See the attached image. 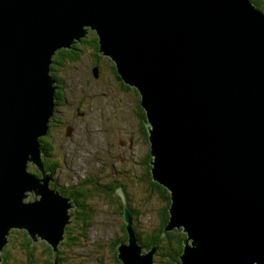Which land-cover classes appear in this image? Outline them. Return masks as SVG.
<instances>
[{"label": "water", "instance_id": "water-1", "mask_svg": "<svg viewBox=\"0 0 264 264\" xmlns=\"http://www.w3.org/2000/svg\"><path fill=\"white\" fill-rule=\"evenodd\" d=\"M92 29L138 91L152 178L169 192L163 234H186L175 264H264V12L252 0H0V252L13 228L55 253L64 239L75 205L50 187L38 139L52 58ZM123 219L121 263L157 264L126 205Z\"/></svg>", "mask_w": 264, "mask_h": 264}, {"label": "rangeland", "instance_id": "rangeland-1", "mask_svg": "<svg viewBox=\"0 0 264 264\" xmlns=\"http://www.w3.org/2000/svg\"><path fill=\"white\" fill-rule=\"evenodd\" d=\"M91 31L95 30L92 29ZM86 64L88 66V60L85 57H80L74 62L65 61L56 69V73L60 76L64 75V77L70 78L73 76L74 69L78 67V71L75 72L78 75V81L73 82L76 87L72 84L69 85L66 90L68 94L66 92L64 94L65 98L68 97L71 101L76 99L71 98L72 93L76 92L75 94L78 95L79 92L83 91L86 75L90 78V83L87 82V86L84 88L91 90L90 92L95 96H92L89 101L80 102L83 112L82 107L93 106L92 112H86L88 116L84 119L77 116L72 109L58 106L61 119H57L67 123L80 124L83 134H75L74 132L67 136L65 135V128L56 130L55 141L61 147L56 148L55 154L59 157L57 165L54 167V173L51 174V179L54 175L56 182L67 188L73 184L77 188L85 187L90 190L88 192L90 196L87 198L90 214L87 221L88 225H84L82 228L76 226V223L72 222V216L68 222L70 230L66 236L75 235L79 242L74 245L68 244V246L59 244L60 250L58 252L60 253L61 264H116L113 250L118 242L116 240L122 238L123 235L124 220H122L119 211L122 204L121 199L117 195L114 196V191L113 194L111 191H103V189L106 190L105 187L102 189L103 183L104 186L105 184L108 186L113 183V179L122 182L126 188V194L131 198L127 207L132 215H134V210L137 213V216L132 217L138 230L149 231L157 227L159 214L166 203L157 193L145 188L143 163L148 160L143 155L149 149V143L137 131L140 123L135 110V91L126 89L125 93L118 90V93L112 98L103 96V91L114 93L113 86L107 83L100 85L96 82L94 76L86 69ZM109 77L107 68H104L103 80H107ZM113 83L117 87L115 80ZM96 104L97 106H94ZM95 107L99 108L98 111ZM129 135H132V143L128 139ZM122 141L124 144L121 143ZM65 145L69 146V150L65 148ZM74 149L77 151H73ZM41 165L43 167V163ZM26 193L29 195L24 198L25 201L38 198L35 196V192L26 191ZM65 197L70 199L69 196ZM69 203L72 204L73 202L70 200ZM68 213L70 214L69 209ZM12 230L14 231L10 233L11 237L9 234L8 243L14 249L11 251V255H15V258L6 264H23L25 256L19 245L23 229L13 228ZM29 242L31 243L30 240ZM31 244L33 245V257L41 256L44 247L48 245L45 240H37ZM3 253L4 250L0 252L1 257ZM154 261L157 263L155 258ZM37 264H42V262L39 260ZM57 264H60L59 260H57Z\"/></svg>", "mask_w": 264, "mask_h": 264}, {"label": "trees", "instance_id": "trees-1", "mask_svg": "<svg viewBox=\"0 0 264 264\" xmlns=\"http://www.w3.org/2000/svg\"><path fill=\"white\" fill-rule=\"evenodd\" d=\"M252 2L256 5V7L258 9H260L261 11L264 12V1L263 0H252ZM87 34L85 36L81 37L79 40H77L74 43L75 45L72 44L73 49H75L76 47H79L82 50H85L86 45H93L95 47V50H96V48H98V50H99V44L97 42L98 41L97 35H96V37H90V39H87L88 38ZM68 49H70V48H63V49L57 50L55 52L53 58H52L53 63L51 64V75L54 79H56L60 76L59 74L56 73V69L60 66V64H61V62H63V60H65V59H71V60L77 59V57L72 56V54L70 53L71 50H68ZM116 73H117V76L120 78L118 72H116ZM120 80H121V78H120ZM122 88H123L122 89L123 92L126 93V88L130 89V88H134V87L126 86V84H125V86L122 85ZM134 91L136 93V103H135L136 104V106H135L136 114L141 120H143L144 119V110L140 106L139 96L137 94L136 89ZM55 95H56V91L54 90V96ZM144 138H146V137H144ZM38 140H39V143L42 145L43 148H44V146L47 147V144L51 145L50 143H52V139L49 138L48 135H43ZM143 157H145L148 160V161H146V163H143V165L145 167V172L143 174V180L145 181V188H146V190L154 191L159 196H161L162 200L166 204H165V207L163 206V208L161 209V212L159 214L160 215L159 216V224L157 225V227H155L149 231L138 230L136 227V224L133 222V217L137 216V213L135 212V210H134V215H132L133 217H132V226L131 227L133 228V231L135 232V235H136L138 242L140 244H144V245H147L149 247L157 246V249L155 252V257H154L155 260L157 261V263H159V264H175L178 262L179 256L182 253L183 240H184L186 234L181 229H173V230L168 231L165 234H163L164 226L167 225L168 219H169V214H168V206H169V202H170L169 192L163 185L159 184L157 181L153 180V178H152L151 165L149 163V160L151 159L149 149H147V152L143 155ZM56 165L57 164L52 165L51 163H49V165H47V169L54 172V166H56ZM31 173L34 174L33 171H31ZM50 186L52 188H54V190H57L58 192L63 194L64 196H71L72 195L73 200L76 201V203L77 202L79 203L77 209H75V207L71 208L72 214L74 215L72 222H74V224L76 223V226H79L81 228L84 225H88L87 221L90 218V214H89V209L87 206V204H88L87 198L90 196L88 193L90 190L86 189L85 187H78L77 188L76 186H72V184L70 186L71 188L67 189V188H65V186L58 184L56 182V178L52 179ZM104 187L106 188V190L103 189ZM102 189L105 192L111 191L112 194L114 191V194H115L114 196L117 195V197L121 199L122 207H120L119 211L121 213L122 220H124L123 219L124 206L125 205L127 206L128 202L130 203L131 198L129 195L126 194V188L123 186L122 182L118 181L117 179H113V183L109 184L108 186L106 184L104 186V183H103ZM68 190H70V192H68ZM125 198H126V200H125ZM124 222H123V226H122V232H123L122 238L116 240V241H118L117 242L118 244L117 243L115 244L114 250H113V257H114L116 264H122L121 261L117 258V252L118 251H117L116 246L119 245L121 242L126 243L127 237H128L126 224ZM68 224L66 225V229H65L66 232L64 235V239L62 241H60V243H59L62 246H68V244L74 245L77 242H79L78 237L75 235H68V237L66 236V233H68V231L70 230V226ZM17 230H19V229H17ZM13 231L14 230L11 229L10 233H12ZM21 234H22L21 235L22 237L20 238L19 245H20V248L22 250L23 255L25 256L23 264H37V262L39 260L42 262V264H54V262H55V255L54 254L55 253L53 252V249L49 244L46 247H44L41 256L38 255L36 257H33L34 252H33V245L31 243L32 242L35 243V241L28 235L26 230L23 229ZM9 237H11V234ZM29 240L31 241V243L29 242ZM6 243H8V241ZM59 244L57 246L56 258H57V260H59V262H61L60 261L61 258L59 255L60 253L58 252L60 250ZM4 246H5V249H3L4 253L2 255V261H0V264H6V262L11 261L15 258L14 257L15 255L14 256L11 255V251H14L12 245L10 243H8L7 245L5 244ZM142 251H144V249Z\"/></svg>", "mask_w": 264, "mask_h": 264}, {"label": "flooded vegetation", "instance_id": "flooded-vegetation-1", "mask_svg": "<svg viewBox=\"0 0 264 264\" xmlns=\"http://www.w3.org/2000/svg\"><path fill=\"white\" fill-rule=\"evenodd\" d=\"M87 36H88L87 39H90V37H96V34L94 31L90 30L89 33L87 34ZM68 50H71L70 53L72 54V56L77 57V59H75V60L65 59V60H63V62H61V64L64 63L65 61L74 62V61H77L80 57H85L89 62L88 66L86 64V69L89 71V73H91L92 76H94V78L96 79L95 81L98 82L100 85H105L106 83L111 84L113 86L112 88H114V90H115L114 93H106L103 91L102 92L103 96H110V98H112L115 94L118 93V90H121L123 92L122 85L125 86V83H123L122 82L123 80L121 79L122 80L121 81L120 78L117 76L115 64L111 60L110 57L100 53L98 48H96V50H95V47L93 45H86L85 50H82L79 47H76L75 49H73V47H71ZM61 64H60V66H61ZM93 68L96 69L95 72H94ZM104 68H107V70L110 74V77L107 80H103ZM76 71H78V67H76L74 69L73 76L70 77L71 79L68 76L64 77V75L56 78V83H55L56 95L54 96L55 107H54L53 116L50 119L49 131L47 134L48 137L52 139L53 144L52 143H50L51 145L47 144V147L44 146V148L40 144L41 149H42L41 155H42L43 171H48V172L50 171L51 174H53L54 172H52L51 170H48L47 165H49V163H51L52 165L57 164L59 155L55 154L56 148L61 147L60 145H57L56 141H55L56 140V136H55L56 130L58 128H65V135H67V136L72 135L74 132H75V134H78V133L83 134L82 129H80V126H79L80 124L78 125L75 122L67 123L66 121L63 122L62 120H59V119H61L60 118L61 112L58 111V109H59L58 106H60V107L65 106L66 108H70V110L72 109L74 111V113L77 114V116H81L80 118H83V119L88 116L86 114V112H92V108H93V106L89 107V108L82 107L84 109V112H83L81 107H80V106H82V105H80V102L89 101L91 99V97L94 96V94L92 92H90L91 90H87L84 88L85 86H87V82L90 83L89 82L90 78H88L87 75H86V79L84 81L83 91L81 93L79 92L78 95L75 94L76 92L72 93L71 98H76L74 101H71L68 97L65 98V96H64L65 92H66V94H68V92L66 90H67V87L69 85L72 84L74 87H76L75 84L73 83V82L78 81V75H76V73H75ZM113 80H115L117 82V87L113 83ZM126 86H128V85H126ZM74 87H72V88L74 89ZM130 89L135 90L134 88H130ZM137 93H138V91H137ZM139 102H140V98H139ZM94 106H97V104ZM95 109H96V111H98L99 108L95 107ZM57 118H59V119H57ZM57 121H60V122H57ZM145 121L146 120H145V113H144V119L141 120L139 118L140 124H139V128H137V131L139 133H141L143 135V137H146V139H147V128H146V122ZM128 139H129L130 143H132V135H129ZM76 143H77V141H76ZM121 143L124 144V141H122ZM65 148L69 150L68 145H65ZM73 151H77V150L74 149ZM33 172H34V174H36L38 176H41V174H42V172L39 171L37 167H35V171H33ZM53 178H55L54 175H52V179ZM51 182H52V180H51ZM72 186H76V185L72 184ZM65 188H67V187L65 186ZM68 192H70V190H68ZM69 197H70V200L75 205V209H77L79 203L78 202L76 203V201L73 200L72 195ZM69 212L74 217L71 209H69ZM60 261H61V259H60ZM60 264H61V262H60Z\"/></svg>", "mask_w": 264, "mask_h": 264}, {"label": "bare ground", "instance_id": "bare-ground-1", "mask_svg": "<svg viewBox=\"0 0 264 264\" xmlns=\"http://www.w3.org/2000/svg\"><path fill=\"white\" fill-rule=\"evenodd\" d=\"M48 131H49V130H48ZM47 134H48V132L46 133V135H47ZM40 137H41V136H40ZM40 137H39V138H40ZM40 141H41V140H40ZM42 168H43V167H42ZM51 180H52V179H51ZM50 182H51V181H50ZM50 182H49V183H50ZM52 189H54V188H52ZM32 192L34 193V190H32ZM34 194H35V193H34ZM65 232H66V230L64 231V235H65ZM137 244L140 245V243H139L138 241H137ZM50 246H51V245H50ZM51 247H52V246H51ZM52 249H53V248H52ZM53 252H54V251H53ZM54 253H55V252H54ZM54 255L56 256V253H55ZM55 264H57V258H56V257H55Z\"/></svg>", "mask_w": 264, "mask_h": 264}]
</instances>
